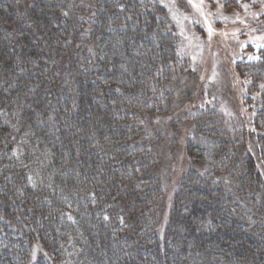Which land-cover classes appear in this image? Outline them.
Masks as SVG:
<instances>
[{
  "label": "trees",
  "instance_id": "trees-1",
  "mask_svg": "<svg viewBox=\"0 0 264 264\" xmlns=\"http://www.w3.org/2000/svg\"><path fill=\"white\" fill-rule=\"evenodd\" d=\"M20 3L0 0V264H27L34 238L55 264L161 256L163 264H264V185L243 149L239 162L248 163L234 185L188 172L163 240L152 230L160 192L147 178L150 145L137 120L163 113L156 99L176 56L165 12L149 0L103 2L89 39L92 63L71 45L79 10L69 14L59 0L29 1L25 10ZM240 72L260 93L256 123L264 127V53ZM217 117H194L186 155L222 171L234 166L235 148ZM249 174L261 186L260 207L250 211L246 202L258 194L243 190Z\"/></svg>",
  "mask_w": 264,
  "mask_h": 264
},
{
  "label": "rangeland",
  "instance_id": "rangeland-1",
  "mask_svg": "<svg viewBox=\"0 0 264 264\" xmlns=\"http://www.w3.org/2000/svg\"><path fill=\"white\" fill-rule=\"evenodd\" d=\"M29 1L34 3L36 0H21L20 10L31 8L33 4H28ZM59 1L70 5L69 14L79 10L75 12L78 15V25L74 28L77 40L72 36L71 45L74 44V48L82 54L84 51L93 63L94 54L91 53L89 39L95 20L94 13L107 0ZM149 1L165 12L167 27L174 36L176 46L175 61L170 64V78L165 81V88L156 99V104L163 109L156 112L163 113L154 117L144 116L141 122L137 120L140 130L145 132V141L150 145L146 150L149 152L147 156L152 159H147L146 168L153 174L147 178L159 185L160 197L152 210V230L158 240L162 241L169 224L175 193L188 172H195L201 179L210 180L215 185L230 187L238 181L248 163V157L239 162V154L243 149L264 185V127L256 123L260 93L252 87L245 73L240 72L247 64L258 61L264 53V0ZM87 11L93 12L92 19L83 17ZM125 19L127 21L128 18ZM114 46L120 48L117 43ZM68 69L69 73L73 72L69 66ZM121 72L125 74L124 70ZM206 110L217 113V123L229 134L235 148V167L216 171L211 166L196 164L186 155V145L193 133V119ZM257 180V177L255 180L250 174L249 178H244L247 184L243 183V190L250 193L248 189L254 188L258 194L253 204L246 202L249 211L260 207L261 186H258ZM182 214L185 215L184 212ZM225 227H228V223ZM13 234L15 232H10V235ZM180 236L184 239V236ZM32 240L26 248L27 264H35L36 261L55 264L37 239ZM173 250L175 255V248ZM129 258L133 256L129 255ZM164 258L150 257L148 260L150 264H163ZM183 260V257L176 254L173 261L180 263Z\"/></svg>",
  "mask_w": 264,
  "mask_h": 264
}]
</instances>
